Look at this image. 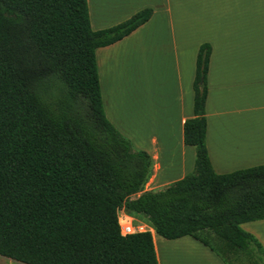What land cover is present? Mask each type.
<instances>
[{
	"label": "trees",
	"instance_id": "trees-1",
	"mask_svg": "<svg viewBox=\"0 0 264 264\" xmlns=\"http://www.w3.org/2000/svg\"><path fill=\"white\" fill-rule=\"evenodd\" d=\"M150 15L144 9L92 31L86 0H0V257L157 264L149 231L120 236L123 210L164 240L193 238L222 264H264L260 245L239 227L264 220V165L218 175L206 153L208 45L196 52L192 117L182 124V142L194 149L191 173L143 191L149 156L104 117L95 50Z\"/></svg>",
	"mask_w": 264,
	"mask_h": 264
},
{
	"label": "crops",
	"instance_id": "crops-1",
	"mask_svg": "<svg viewBox=\"0 0 264 264\" xmlns=\"http://www.w3.org/2000/svg\"><path fill=\"white\" fill-rule=\"evenodd\" d=\"M86 5L92 31L151 10L130 34L95 50L104 117L150 158L143 191L162 190L193 170L194 149L182 142V124L192 117L195 56L202 44L210 48L204 141L213 172L264 165V0H86ZM147 227L157 264L161 247L166 264H222L189 236L164 240ZM239 227L264 251V220Z\"/></svg>",
	"mask_w": 264,
	"mask_h": 264
},
{
	"label": "rangeland",
	"instance_id": "rangeland-1",
	"mask_svg": "<svg viewBox=\"0 0 264 264\" xmlns=\"http://www.w3.org/2000/svg\"><path fill=\"white\" fill-rule=\"evenodd\" d=\"M148 132H150V131H148ZM147 132V133H148ZM145 134V133H144ZM124 136V135H123ZM124 137H126V136H124ZM126 139L128 140L129 138H127L126 137ZM130 140V139H129ZM128 140V141H129ZM130 142V141H129ZM131 144V143H130ZM131 146H132V144H131ZM135 147H133L132 146V149H134ZM135 150V149H134ZM136 151V150H135ZM160 191V190H159ZM118 217L119 218H122L123 216H122V214L121 213H118ZM131 217H133L134 218V220H132L133 221V224L134 225H139V226H142L143 224L145 225V226H142V231H148V223L145 221V219L144 218H142V217H136V216H131ZM131 219V218H130ZM142 231H140V232H142ZM159 254H162L163 256H161V263L162 264H166V256H165V254H167V252H166V249H165V247H161V249L159 250ZM174 262H176V260L174 259L173 260V263ZM243 263V262H242ZM0 264H19V263H16V262H13V261H10V260H7V259H5V258H2V257H0ZM198 264H202V263H199L198 262Z\"/></svg>",
	"mask_w": 264,
	"mask_h": 264
},
{
	"label": "built area",
	"instance_id": "built-area-1",
	"mask_svg": "<svg viewBox=\"0 0 264 264\" xmlns=\"http://www.w3.org/2000/svg\"><path fill=\"white\" fill-rule=\"evenodd\" d=\"M118 229L120 236L124 237L140 232L142 227L133 226L132 220L129 217H118Z\"/></svg>",
	"mask_w": 264,
	"mask_h": 264
}]
</instances>
